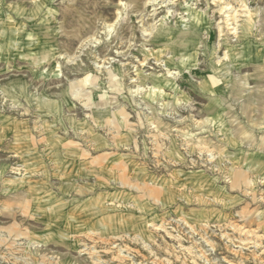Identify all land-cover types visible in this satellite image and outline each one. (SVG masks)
I'll return each mask as SVG.
<instances>
[{
	"label": "rangeland",
	"instance_id": "obj_1",
	"mask_svg": "<svg viewBox=\"0 0 264 264\" xmlns=\"http://www.w3.org/2000/svg\"><path fill=\"white\" fill-rule=\"evenodd\" d=\"M218 1L0 0V264H264V0Z\"/></svg>",
	"mask_w": 264,
	"mask_h": 264
},
{
	"label": "bare ground",
	"instance_id": "obj_2",
	"mask_svg": "<svg viewBox=\"0 0 264 264\" xmlns=\"http://www.w3.org/2000/svg\"><path fill=\"white\" fill-rule=\"evenodd\" d=\"M218 1V0H217ZM219 2V1H218ZM217 2V3H218ZM223 7V6H222ZM228 7L225 8V12L228 13V15L225 16L226 18V23L227 25H232V27L230 28V31L232 32V34L236 33V30H237V21H240V20H237V17H240V16H243V15H240L239 13L243 12L242 9L240 10H237V11H231L232 9H227ZM233 8V7H232ZM223 14V13H222ZM239 24V23H238ZM229 27V26H228ZM238 32V31H237Z\"/></svg>",
	"mask_w": 264,
	"mask_h": 264
},
{
	"label": "crops",
	"instance_id": "obj_3",
	"mask_svg": "<svg viewBox=\"0 0 264 264\" xmlns=\"http://www.w3.org/2000/svg\"><path fill=\"white\" fill-rule=\"evenodd\" d=\"M217 85H218V86H217V88H218V87L220 86V84L218 83ZM215 87H216V86H215ZM215 87H214V88H215ZM106 161H107V160H106ZM106 161H105V162H106ZM106 163H107V162H106Z\"/></svg>",
	"mask_w": 264,
	"mask_h": 264
}]
</instances>
